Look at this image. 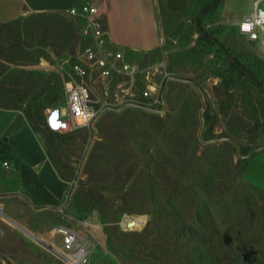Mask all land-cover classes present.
I'll use <instances>...</instances> for the list:
<instances>
[{
  "label": "rangeland",
  "instance_id": "374dc122",
  "mask_svg": "<svg viewBox=\"0 0 264 264\" xmlns=\"http://www.w3.org/2000/svg\"><path fill=\"white\" fill-rule=\"evenodd\" d=\"M212 1L157 0L161 44L125 52L173 72L162 113L124 108L57 132L62 201H39L32 177L0 157V218L15 230H0V264H67L26 233L60 252L59 226L86 247L82 264H264V53L238 29L256 0L207 11ZM82 23L63 11L0 24V94L45 137L65 93L41 62L84 48Z\"/></svg>",
  "mask_w": 264,
  "mask_h": 264
},
{
  "label": "built area",
  "instance_id": "2783aa9c",
  "mask_svg": "<svg viewBox=\"0 0 264 264\" xmlns=\"http://www.w3.org/2000/svg\"><path fill=\"white\" fill-rule=\"evenodd\" d=\"M67 13L83 19L81 32L88 44L75 55H55L51 62L43 59L44 68L62 75L65 93L64 103L45 113L44 126L67 132L89 125L104 113L131 107L162 113L165 90L174 77L166 63L141 64L111 43L102 3L85 1ZM238 29L264 53V0L254 2L252 12L239 21ZM4 165L9 167L6 161ZM55 233L62 235L60 257L67 264H82L88 252L78 242V234L65 226L57 227Z\"/></svg>",
  "mask_w": 264,
  "mask_h": 264
},
{
  "label": "crops",
  "instance_id": "0c3cea01",
  "mask_svg": "<svg viewBox=\"0 0 264 264\" xmlns=\"http://www.w3.org/2000/svg\"><path fill=\"white\" fill-rule=\"evenodd\" d=\"M85 1L102 3L109 41L124 52H149L161 44L157 0H0V24L32 12H67L69 8L80 6ZM44 70L48 71L47 67ZM18 119L19 111L0 105V140L11 147L12 155L36 173L54 198L62 201L69 190V182L60 176L51 161L44 135L29 122L16 127ZM5 161L9 163V160ZM11 167L9 163L7 168ZM0 230L15 233L14 228L1 218Z\"/></svg>",
  "mask_w": 264,
  "mask_h": 264
},
{
  "label": "trees",
  "instance_id": "16d2710c",
  "mask_svg": "<svg viewBox=\"0 0 264 264\" xmlns=\"http://www.w3.org/2000/svg\"><path fill=\"white\" fill-rule=\"evenodd\" d=\"M221 0H213L212 2H210L207 6H206V10H213L215 9L219 4H220ZM5 24V23H2ZM0 105L2 107L5 108H11V109H15L11 104L8 103V101L11 99L10 96H8L6 94V92L0 94ZM29 122L32 125V127L36 130V123H37V118L34 114H29ZM20 125V123L16 122V127ZM62 134H58L57 132L51 131V130H47L46 131V142H47V146H48V153H49V157L51 160H53V154L51 152V147L52 144L54 143L55 139L57 138V136H61ZM10 146L6 145L4 143V141L0 140V155L1 157H7L9 159H12L15 161L16 166L19 168L20 173L22 174V176H24L25 178H27L28 175H30L32 177L33 183H34V187H35V196L36 198L39 199V201L45 203V204H56L58 202V200L56 198H54V196L46 190V188L43 186V184L40 182L38 176L36 175V173L29 167L27 166L24 162H22L19 158H17L14 155H9L7 154V152L10 153ZM11 154V153H10ZM7 155V156H6ZM54 161V160H53ZM52 161V162H53ZM54 164V163H53ZM55 165V164H54ZM56 167V166H55ZM57 171L59 173L60 169L57 168ZM60 174V173H59ZM61 176V175H60ZM62 177V176H61ZM63 178V177H62ZM64 179V178H63ZM66 180V179H64ZM67 181V180H66Z\"/></svg>",
  "mask_w": 264,
  "mask_h": 264
},
{
  "label": "water",
  "instance_id": "95a60500",
  "mask_svg": "<svg viewBox=\"0 0 264 264\" xmlns=\"http://www.w3.org/2000/svg\"><path fill=\"white\" fill-rule=\"evenodd\" d=\"M0 214H2L0 212ZM2 216V215H1ZM127 226L128 227H133V224H134V221H128L127 223ZM26 232V231H25ZM27 234H29L32 238H34L35 240H37L39 243H41L42 245H44L45 247L49 248L50 250L56 252L57 254H60L57 250H55L54 246L51 245V244H46L44 241H42L41 239L39 238H36L35 236L31 235L30 233L26 232Z\"/></svg>",
  "mask_w": 264,
  "mask_h": 264
},
{
  "label": "bare ground",
  "instance_id": "6f19581e",
  "mask_svg": "<svg viewBox=\"0 0 264 264\" xmlns=\"http://www.w3.org/2000/svg\"><path fill=\"white\" fill-rule=\"evenodd\" d=\"M143 217V216H142ZM146 220V219H145ZM128 221H134V224H133V227H137L141 224H143L144 222V218H139V217H135L133 219H127L125 224L128 222Z\"/></svg>",
  "mask_w": 264,
  "mask_h": 264
}]
</instances>
